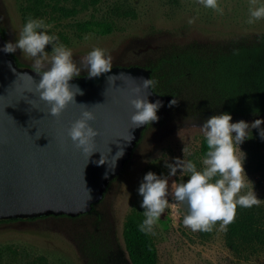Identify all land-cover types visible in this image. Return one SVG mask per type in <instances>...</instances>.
<instances>
[{"label": "rangeland", "instance_id": "374dc122", "mask_svg": "<svg viewBox=\"0 0 264 264\" xmlns=\"http://www.w3.org/2000/svg\"><path fill=\"white\" fill-rule=\"evenodd\" d=\"M60 6L76 12L64 15ZM88 18L113 29L77 30L75 23ZM0 29L11 53L34 70L153 65L174 48L206 51L264 31V0H0ZM196 85H175L176 96L156 108L92 210L0 220V264H88V247L105 238L121 250L122 222L132 207L148 217L157 264H264V243L241 253L227 245L223 205L264 209V116L217 126L197 103ZM206 134L234 144L223 164L199 155ZM191 194L202 199L199 214L187 208Z\"/></svg>", "mask_w": 264, "mask_h": 264}, {"label": "water", "instance_id": "95a60500", "mask_svg": "<svg viewBox=\"0 0 264 264\" xmlns=\"http://www.w3.org/2000/svg\"><path fill=\"white\" fill-rule=\"evenodd\" d=\"M150 68L71 76L17 64L0 29V219L91 210L168 102Z\"/></svg>", "mask_w": 264, "mask_h": 264}, {"label": "trees", "instance_id": "16d2710c", "mask_svg": "<svg viewBox=\"0 0 264 264\" xmlns=\"http://www.w3.org/2000/svg\"><path fill=\"white\" fill-rule=\"evenodd\" d=\"M97 1L90 0L92 5ZM58 10L64 15L76 12L74 8L61 6ZM75 25L81 32L105 34L113 29L111 22L96 18L77 21ZM41 43L37 42L36 47ZM12 56L22 66L17 57ZM165 64L167 71L163 67ZM151 69V87L159 93L170 95L167 103L176 96L175 85L181 80L185 85L197 83V103L203 107L204 116L211 122L215 121L217 126L264 116V31L231 38L222 46L206 51L174 48L151 65ZM234 148L228 138L206 134L200 138L198 153L211 162L223 164L233 154ZM185 199L189 212H202V199L194 194L185 196ZM223 205L228 213L225 226L229 247L241 253L243 249L256 248L264 243V209L260 205L252 202ZM19 217L22 216L0 220ZM120 242L121 250L108 238L101 243H93L88 247V264H157L156 243L149 230L148 217L141 208L132 207L125 214Z\"/></svg>", "mask_w": 264, "mask_h": 264}, {"label": "flooded vegetation", "instance_id": "af4514ba", "mask_svg": "<svg viewBox=\"0 0 264 264\" xmlns=\"http://www.w3.org/2000/svg\"><path fill=\"white\" fill-rule=\"evenodd\" d=\"M148 46H150V45H146L145 47H143V48H139L138 50H137V52L139 53V52H141V51H145L146 49H147V47ZM115 65H118V66H129V65H142V66H145V67H147V68H150V70H151V73H150V84H151V80H152V77H153V74H152V69H151V64H140V63H132V64H111V65H107V66H105V67H100V68H96V69H92V70H89V69H87V70H83V71H66V72H59V71H43V70H35V71H37V72H47V73H50V72H55V73H61V74H68V75H71V76H81V75H85V74H92V73H95V72H97V71H100V70H103V69H106V68H108V67H110V66H115ZM23 66V65H22ZM27 67V66H26ZM34 70V69H33ZM167 103V102H166ZM166 103H164V104H166ZM163 105V104H162ZM159 107V106H158ZM156 110V109H155ZM155 112V111H154ZM154 114V113H153ZM153 114L147 119V122H146V125H145V127L142 129V132H141V136L143 135V132H144V130L149 126V123H150V121H151V119H152V117H153ZM141 136H140V138H141ZM139 138V139H140ZM137 144V143H136ZM136 146V145H135ZM135 148V147H134ZM132 154V153H131ZM131 156V155H130ZM130 158V157H129ZM124 168V167H123ZM48 215H53V214H48ZM56 215H60V214H56ZM37 216H39V215H37ZM69 216V215H68Z\"/></svg>", "mask_w": 264, "mask_h": 264}]
</instances>
